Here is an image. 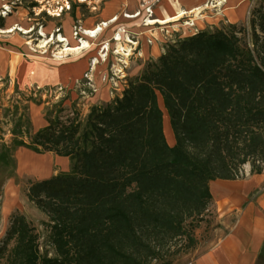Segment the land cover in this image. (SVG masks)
Wrapping results in <instances>:
<instances>
[{
    "label": "trees",
    "instance_id": "16d2710c",
    "mask_svg": "<svg viewBox=\"0 0 264 264\" xmlns=\"http://www.w3.org/2000/svg\"><path fill=\"white\" fill-rule=\"evenodd\" d=\"M249 23L250 34L200 30L167 45L112 102L20 141L71 166L27 190L48 217L56 256L40 255L37 233L15 212L0 247L5 264H156L178 239L194 246L210 181L264 166V0Z\"/></svg>",
    "mask_w": 264,
    "mask_h": 264
},
{
    "label": "rangeland",
    "instance_id": "374dc122",
    "mask_svg": "<svg viewBox=\"0 0 264 264\" xmlns=\"http://www.w3.org/2000/svg\"><path fill=\"white\" fill-rule=\"evenodd\" d=\"M108 1L0 0V11L2 4H8L10 9L7 15L0 14V28L13 27L12 31L0 32V247L10 226L11 215L20 212L37 233L40 255L49 258L56 256L50 242L48 217L28 199L27 190L30 182L49 174L48 170H51L57 156L52 152L37 153L18 143L28 142L34 131L57 117L75 114L84 117L92 105L112 102L121 96L129 82L137 80L148 63L158 59L131 56L126 63H122L118 55L112 54L114 41L110 38L127 23L124 14L133 12L128 8H113L117 19L96 36L89 37L82 32L111 18H105L103 14ZM226 1L201 0L191 11L200 12L202 19H205L221 13ZM234 1L238 13L234 21L222 18L217 26L204 30L233 27L241 31L245 28L246 33L250 34L251 11L261 0ZM60 7L61 12L56 15L55 11ZM110 7L107 6V9ZM184 20V15L176 20L181 23L178 24L181 33L175 35L172 32L174 42H161L164 43V51L167 45L200 31L196 23L189 26L183 24ZM131 26L137 28L134 24ZM156 26L152 32L157 30L160 34L162 31ZM143 27V30H148V26ZM166 29L163 27V34L167 33ZM128 32L133 35L131 30ZM147 34L148 31L142 33L143 36ZM60 35L66 38L69 46L80 45L81 40L90 42V45L78 51L58 53L65 44L58 41ZM104 45L106 48L102 51ZM120 66L123 73L117 72L118 77L113 76V71ZM163 124L166 139L172 145L174 137L165 112ZM36 171L40 173L36 174ZM261 173L264 184V166ZM249 174L250 165L245 163L241 167V177H248ZM200 217L191 232L196 239L194 246L187 247L188 240L184 237L178 239L156 264H190L194 256L209 244L217 229L213 200ZM12 245L13 242H9L8 248ZM5 263V257L0 258V264ZM257 264H264V247Z\"/></svg>",
    "mask_w": 264,
    "mask_h": 264
},
{
    "label": "crops",
    "instance_id": "0c3cea01",
    "mask_svg": "<svg viewBox=\"0 0 264 264\" xmlns=\"http://www.w3.org/2000/svg\"><path fill=\"white\" fill-rule=\"evenodd\" d=\"M200 1L109 0L105 6L106 8L103 9V14L105 18L109 19L115 15L113 8H128L133 12L140 10L141 17H125L124 20L127 23L124 24V27L137 34L140 57H159L165 52L162 46L166 43L163 39L164 35L163 32L159 34L156 30L154 36L157 39L152 40L151 45L153 44V46H149L150 44L146 42L149 35H142L146 30H143L144 27L140 23L141 18L145 15L144 6L147 4L152 5V16L158 19H165L177 15L181 11H186L184 19H192L193 23H196V26L200 28L199 30L212 29L218 25L222 18L234 21L238 17L235 1L227 0L221 13L202 19L203 14L196 13L195 10L191 11L194 5L200 4ZM142 5L144 6L142 7ZM107 6H111V9H107ZM132 24L136 25L137 28L132 27ZM164 24L163 27L167 28V36H169L170 42L175 41L171 35L181 33L178 29V24L181 23L174 20ZM54 156H57L54 159L55 161L52 162L55 168L52 166L51 170H48L49 174L38 177V180L70 169L71 162L68 157L56 154ZM209 190L212 196L211 202L213 200L217 229L214 238L194 256L190 264H257L264 244L263 174H249L248 177H240L234 180H212L209 183Z\"/></svg>",
    "mask_w": 264,
    "mask_h": 264
},
{
    "label": "built area",
    "instance_id": "2783aa9c",
    "mask_svg": "<svg viewBox=\"0 0 264 264\" xmlns=\"http://www.w3.org/2000/svg\"><path fill=\"white\" fill-rule=\"evenodd\" d=\"M143 6L144 5H142V7ZM151 6L152 5H150V4H147L144 6L143 10H144L145 15L143 16V19H142L143 20L142 25L148 26V30H146V31H148V35H149V37L146 40V42L148 44H151L153 39H157L154 36V32H152V28L154 27V30H155L157 27L156 25H158V29H160L163 32V26H164V23H159V22L151 23V24L147 23V21H146L147 18L153 17L152 16L153 15V9ZM68 7H69V5H67V8ZM61 9H62V7L56 9L57 11H55V14L59 15L61 12ZM9 10L10 9H9L8 4H2L0 14L5 16L8 14ZM140 14H141V11L136 10L130 14L125 13L124 16L127 17L126 15H133L132 17H138ZM114 17H116V19H117V16H112L109 20H113ZM116 19H114V20H116ZM113 21H111V22H113ZM183 24H186V25L188 24L189 26H194L193 22L189 21L188 19H185ZM165 31L167 32V30H165ZM163 35H164L163 39H165V42L166 43L169 42L170 40H169V36H167V33L163 34ZM117 37H118V39H117ZM110 40L114 41L113 42L114 48L111 50L112 54H114L115 56L118 55V57H119L118 60L119 61L121 60L122 63H126L128 57H131V56L140 57L141 56L140 51H139V41L137 39V34L133 33V35H130V33L128 32L126 27L122 26L121 28H119V30L114 32V34L111 36ZM119 43L122 45V49L125 48L124 50H120V52H119L118 47H117V45ZM122 52H124V53H122ZM122 57H123V59H121ZM117 72L123 73V69L121 66L119 68H117L116 71H113V76L118 77Z\"/></svg>",
    "mask_w": 264,
    "mask_h": 264
},
{
    "label": "bare ground",
    "instance_id": "6f19581e",
    "mask_svg": "<svg viewBox=\"0 0 264 264\" xmlns=\"http://www.w3.org/2000/svg\"><path fill=\"white\" fill-rule=\"evenodd\" d=\"M186 13V11H181L179 12L177 15H172V16H169L165 19H158V18H154V17H148L147 18V23L148 24H151V23H167V22H170V21H174V20H177L179 19L180 17H182L184 14ZM127 17H132L133 15H126ZM116 19V17L113 18V20ZM113 20H108V21H104V22H101V23H98L97 25H95L94 27L92 28H89V29H85L83 30L82 32L86 35H88L89 37H94L96 36L98 33H100L105 27L108 26V24L113 21ZM21 30H24V28L20 27ZM13 30V27L10 28V29H1L0 28V32H9V31H12ZM24 32H27V30H24ZM118 39V37H117ZM58 41H62V42H65V44L62 45V48L60 49V51L58 53H63V52H73V51H78L80 49H83L85 47H88L90 45V42L86 41V40H81L80 41V45H76V46H69L66 40V38H64L62 35H60L58 37ZM40 46H43V45H40ZM118 47V50L120 52V50H124L125 48L122 49V45L119 43L117 45ZM106 48V45L103 46V50L104 51ZM124 53V52H122ZM102 55H105V54H101ZM96 61L94 60L93 63H95ZM160 106L162 107V103H161V100H160ZM165 112V111H164ZM166 113V112H165ZM165 133V132H164Z\"/></svg>",
    "mask_w": 264,
    "mask_h": 264
}]
</instances>
